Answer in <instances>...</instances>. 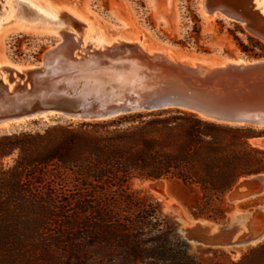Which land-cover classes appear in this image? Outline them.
Segmentation results:
<instances>
[{"label":"trees","instance_id":"obj_1","mask_svg":"<svg viewBox=\"0 0 264 264\" xmlns=\"http://www.w3.org/2000/svg\"><path fill=\"white\" fill-rule=\"evenodd\" d=\"M231 34L243 54L264 57L261 42ZM200 35L196 21L175 44L198 46ZM263 137L178 109L1 135L0 264H264V243L238 261L220 250L194 256L175 219L133 190L137 180L175 181L195 219L224 222L227 195L264 175L253 144Z\"/></svg>","mask_w":264,"mask_h":264},{"label":"water","instance_id":"obj_2","mask_svg":"<svg viewBox=\"0 0 264 264\" xmlns=\"http://www.w3.org/2000/svg\"><path fill=\"white\" fill-rule=\"evenodd\" d=\"M253 1L201 0L200 5L243 24L264 43V18ZM75 33L78 39L64 35L40 63L16 73L12 89L0 82V134L5 124L48 115L64 122H95L167 109L231 126L264 127V59L216 66L150 53L140 43L125 41L97 50L83 45L82 28Z\"/></svg>","mask_w":264,"mask_h":264},{"label":"rangeland","instance_id":"obj_3","mask_svg":"<svg viewBox=\"0 0 264 264\" xmlns=\"http://www.w3.org/2000/svg\"><path fill=\"white\" fill-rule=\"evenodd\" d=\"M15 1H23L25 4L34 2L33 0H0V62L30 67V65L40 63L45 52L61 39L53 31H50V26L39 22L35 24L36 29L34 30L15 31L14 25L20 21L16 14L19 5ZM41 1L62 5L72 10L96 30L106 34L107 32L121 31L128 40L142 38L146 50L164 51L166 54L178 58H190L214 64H221L229 59L250 61L264 59V57L247 56L239 49L238 42L231 32L245 45L249 44L247 37H252L261 42L250 34L243 24L228 21L220 16L216 17V15L211 18L208 17L203 6L200 5L201 0ZM30 6L42 11V13L45 12L38 6ZM256 9L261 10L260 3ZM196 21L201 29L198 46H203L208 50V53L198 52L195 41L186 46L175 44L186 42L187 35L192 31ZM235 25H238L244 34L238 31ZM67 27L72 29L69 24ZM261 43L264 46V43ZM256 52L262 53L259 50ZM71 123L77 122H64L57 115H48L10 124L0 136L44 131L57 124ZM255 129L264 131V127ZM263 142L264 137L253 141V144L264 149ZM5 163H12V159L5 160ZM255 178L246 179L245 183L242 184L244 186L242 189L237 192L233 190L234 193L231 192L227 195L226 203L231 212L224 222L195 219L183 202V196L186 195L184 187L175 181L149 182L137 180L134 182L133 190L142 196L159 202L164 213L175 219L179 224L181 236L191 246V252L194 256L200 259L201 257H211L212 253L206 254V251L220 250L228 254L233 261H238L248 249L264 243V175L262 177L263 187L255 181ZM259 188L262 189V192L256 193L255 190ZM250 232H256L258 235L257 238L249 240L252 244L233 245Z\"/></svg>","mask_w":264,"mask_h":264},{"label":"bare ground","instance_id":"obj_4","mask_svg":"<svg viewBox=\"0 0 264 264\" xmlns=\"http://www.w3.org/2000/svg\"><path fill=\"white\" fill-rule=\"evenodd\" d=\"M33 1L35 3L31 1V2H27L26 4L23 3V1H15L16 4L19 5V10H18V13H16V14L20 19V21H18L14 25V28L16 29L15 31L25 32V31L34 30V29H36L35 24L37 22H39V23L46 24V25L50 26L51 27L50 31H53V33L55 35H57L58 37H60L61 40H62L63 36L66 34H74L75 39H78V34L75 33V29L76 28H82L84 30L83 45L86 47L91 46L93 49L98 50L102 47L110 46L113 43H117L119 41H125V42H129V43H140V45L143 47V49H145V47L143 46L142 39L128 40L123 35L116 36V37H110L105 32L96 30L94 27L91 26V24L89 22L82 19L81 16H79L77 13L73 12L70 9L63 7L62 5H56L54 3H46V2L44 3L41 0H33ZM253 2L255 5V8H257V6L260 3L261 10H259V9H257V10L259 11L260 17L264 18V0H254ZM30 5L38 6L41 9H43L45 12L42 13V11H38V9L36 10ZM205 13L210 18L216 15V13H209L207 11H205ZM67 23L72 26V29H69L67 27L68 26ZM146 51H148L150 53L157 52V51L165 53L164 51H159V50H146ZM166 55L173 57L171 54H166ZM178 59L183 60L186 58H178ZM188 60L199 61L202 63L212 64V65H216V66L224 65V64H227V63L234 61L233 59H229L228 61H225L221 64H214L211 62L200 61V60H195V59H190V58H188ZM235 60H237V59H235ZM242 61H243V59H238V62H242ZM31 67L32 66L24 67V66H20V65L19 66L18 65H11V64L0 62V82L4 85H7L9 90H10L18 82V79L16 78V73H22L25 69H28ZM10 71L14 72V75L12 77L9 74ZM11 78L13 81L10 83ZM27 120H31V119L21 120V121H18L16 123L27 121ZM9 125L10 124H5L3 126V128L8 127ZM255 179H256L255 181L258 182L261 187H263L262 177H256ZM245 181H246V179H243L235 187L234 192H237L240 189H242L244 187L242 184L245 183ZM234 192H232V193H234ZM255 233L256 232H250L248 235H245L243 238L241 237L242 239H240L239 241L233 243V245H244L247 243H251V241H249L250 239L258 237L257 233L256 234ZM251 234H253V235H251ZM258 240H261V239H258Z\"/></svg>","mask_w":264,"mask_h":264}]
</instances>
